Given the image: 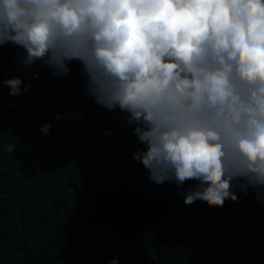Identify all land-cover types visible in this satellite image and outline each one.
Masks as SVG:
<instances>
[{
  "label": "trees",
  "instance_id": "1",
  "mask_svg": "<svg viewBox=\"0 0 264 264\" xmlns=\"http://www.w3.org/2000/svg\"><path fill=\"white\" fill-rule=\"evenodd\" d=\"M0 264H264V0H0Z\"/></svg>",
  "mask_w": 264,
  "mask_h": 264
}]
</instances>
